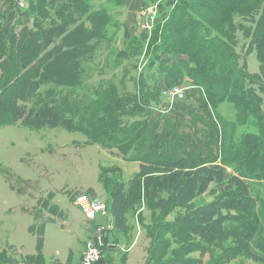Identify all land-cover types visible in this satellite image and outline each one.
<instances>
[{
    "label": "trees",
    "instance_id": "trees-1",
    "mask_svg": "<svg viewBox=\"0 0 264 264\" xmlns=\"http://www.w3.org/2000/svg\"><path fill=\"white\" fill-rule=\"evenodd\" d=\"M60 1L64 3L60 5ZM211 1L213 7L199 5L193 11H196L200 18H218L219 21L213 26L218 34L213 38L210 37L211 34L207 36L193 20V28L184 21L178 23L179 31H174L178 40L168 43L186 55L187 61L180 60L167 67L163 78L167 86L163 83L162 85L171 89L170 85L189 77L202 92L212 95L217 102L225 99L235 100V106L244 111L242 116L237 117L235 124L238 125L241 121L245 124L248 121L250 127L247 130H256L255 134L262 135L264 100L259 92H264L261 86L264 83V6L256 0L252 7H247L242 16L252 18V21H247L246 24L253 25L242 27L241 24L232 23L228 13L230 8L238 9V1ZM249 1L242 0L241 5L247 6ZM124 2L125 0H107L105 5L93 7L89 0H37L29 4V11L35 10L39 13L42 4L52 7V12L58 18L57 23L44 30L24 27L10 33L7 38L3 36L0 27V122L20 123L29 126L31 130L62 129L80 134L87 141L96 142L101 148L110 151L114 157L138 162V172L133 177L134 183L159 176L180 179L171 196L172 203L180 208H187L211 185L220 187L227 200L192 208L185 223V228L191 236L205 245H211L217 234L223 232L227 222L238 223L242 219L248 221L252 215L253 199L248 179L261 172L253 171L251 166L243 164L244 160L241 158L247 154L249 157H257L258 162H261L264 152L259 154L257 150H251L245 140H229L230 131L227 124L219 120V151L212 160L204 162L202 156L199 164L192 165L187 164L179 154L174 155V152L173 157H161L158 151L171 147L172 142L177 140V131L166 119L156 120L152 126L148 125V118L154 107L147 105V102L150 104L152 100L159 104L157 94L144 87L146 80L132 93L126 92L122 83L117 86L113 81H109L88 87L81 97L74 89L68 91L65 87L57 89L48 86L49 83L66 84L71 82L72 78L79 80L83 75L84 80L96 74L100 75V58L96 57V53L104 45L107 53L105 58L110 57L115 46V36L111 33L108 35L107 27L110 22L112 26H116L109 20V12L120 8L118 10L121 13ZM179 10L176 8L175 13L171 14L166 28H172L174 15L178 14ZM259 11L260 16L255 20L254 15ZM82 16L86 18L80 22ZM192 17L190 15L191 19ZM73 20L77 21L76 25L68 29L67 26H70ZM87 22L90 24L89 29L84 27ZM120 25L123 26L122 23ZM157 28L158 25L152 32ZM239 29L246 35H251L246 52L247 55L255 54L259 63L257 73L246 74V59L242 58L240 61L234 51ZM56 37L58 41L52 45ZM140 38L145 43L144 36L138 39ZM138 39L132 35L126 48L115 51L114 67L122 68L120 73L136 69L134 65L139 62L140 51L144 46L143 43L137 42ZM167 39L168 35L165 33L164 43L161 42L166 44ZM152 40L148 43L151 44ZM172 48L169 47V50L177 52ZM153 51L156 53L158 49ZM73 53L77 55L73 57ZM148 54L146 51V56ZM120 61L126 62V65L123 66L124 63ZM214 73H217L215 76L218 75L220 85L214 81ZM54 75H58V78H53ZM227 77H231V81ZM60 79L62 82L58 81ZM160 88L162 86L157 85L155 91H160ZM189 108L185 109L187 115L200 120L190 113ZM135 115L136 121L127 122V118ZM159 126L163 127L161 131L158 130ZM189 129L193 132L195 130L194 127ZM169 138L171 143H168ZM191 141L203 146L196 137ZM178 143L179 140L172 145ZM229 169L231 173H228ZM98 179L103 183L104 190H107L106 209L112 218L114 233L126 234V215L133 206L130 193L124 185L116 183L113 177L102 179L100 175ZM231 210H234L235 214H231ZM45 212L58 218L63 216L58 207L50 204ZM45 225H34L30 229L31 232H34V228L37 229L38 241L42 242ZM108 241L106 237L105 242L109 243ZM154 253V250L149 252L150 260ZM0 264L11 263L0 258Z\"/></svg>",
    "mask_w": 264,
    "mask_h": 264
},
{
    "label": "rangeland",
    "instance_id": "rangeland-1",
    "mask_svg": "<svg viewBox=\"0 0 264 264\" xmlns=\"http://www.w3.org/2000/svg\"><path fill=\"white\" fill-rule=\"evenodd\" d=\"M89 1L99 5H105L107 2V0ZM150 1L147 0V3L144 4L149 6L155 3L162 4V7L160 6L161 16L158 18L156 31L149 36L143 34L145 43L142 42L143 37L138 39L142 35L134 36L138 39L139 44L143 43L144 45L140 51L139 62L134 65L136 66L135 70L120 73L122 68L114 67L116 63L115 51H122L126 48L128 46L127 41L132 37L133 32L137 33L135 26V29H130V32L123 29V26L120 25L122 23V11L120 13L118 10L120 8H118L117 11L113 9L112 12H109V20L116 26H112L110 22V26L107 27L108 35L111 33L115 36V46L112 48L113 53H110V57L107 56L103 60H99L98 71H100V75L96 74L92 78L87 77L86 80H84L83 75L79 80L72 78L71 82H66V84L49 83L48 86L57 89L65 87L68 91L74 89L81 97L86 93L84 90L88 87L109 81H113L117 86L122 83L126 92L132 93L137 86L146 80L144 87L146 89L148 87L151 92L157 94L159 104H155L152 100H150V104L146 101L147 105L154 107L148 118V125L152 126L156 120L166 119L176 127L175 130L177 131V140L172 144H176L179 140L178 145L171 144V147L166 150H159L158 155L161 157H173L172 152H174V155L179 154L180 158H184L187 164L192 165L199 164L203 159L202 156L204 162L212 160L219 151L221 136L219 120L227 124V129L230 131L229 137L227 135L229 140L232 141L233 139L237 142L245 140L250 145L251 150H257L259 154L264 152V132L260 135L255 134L256 130H247L250 127L248 121L245 124L243 121L238 125L235 124L237 117L244 114L241 108L235 106V100L225 99L217 102L212 95L202 92L201 88L189 77H184L179 83L170 85L172 88L176 87L180 90L182 100L179 102L166 103L161 95V88L160 91H155V87L157 88L159 83L167 86L163 79L167 67L180 60L187 61L186 55L172 48V45L168 43L178 40L174 32L179 31L178 23L184 21L192 28L197 23L207 36L211 34L210 37L213 38L218 34L213 26L217 24L219 19L200 18L197 12L193 11L199 5L213 7L211 0ZM233 1H238L239 5L236 10L232 8L228 10L232 23L241 24L242 27L253 25L246 24L247 21H252V18L242 15L248 9L247 7H252L256 0H250L247 6L241 5L242 0ZM259 1L264 6V0ZM63 3L60 1V5ZM176 8L180 10L178 14L174 15L173 26L166 28L171 14L175 13ZM52 9L54 8L42 4L39 13L35 10L29 11V9L23 13L20 12L27 15L29 11V18L25 24L22 23L11 30L10 28L5 30L8 28L5 23L6 17L3 18L0 13V27L3 36L7 38L10 33L24 27L44 30V28L57 23L58 18ZM108 10L110 11V8ZM14 12L17 10H15L14 5H11L9 13ZM190 15L191 17L193 15L192 19ZM254 16L257 20L260 11ZM85 18L82 16L79 21L83 22ZM76 22L73 20L67 28L73 27ZM89 25L87 22L84 27L89 29ZM165 33L168 35V39L166 44H163ZM236 38L237 44L234 51L240 57V61L242 58L246 59V74L257 73L259 63L255 54L247 55L246 52L251 35H246L242 29H239ZM150 39H153L151 44L148 43ZM57 41L56 37L52 45ZM169 47L177 52L169 50ZM105 48L102 45L97 52L98 57L100 53H106ZM154 49H158V51L154 53ZM146 51L149 53L147 56ZM75 55L77 54L73 53L72 56ZM150 62L153 64L150 65ZM120 63H124L123 66L126 65V62L120 61ZM223 71L225 72V70ZM236 72L239 71L236 70ZM216 74H213L214 81L220 85V80L218 75L215 76ZM53 78H58V75H54ZM227 78L231 81V77ZM58 81L62 82L61 79ZM261 86L264 90V83ZM256 87L254 86V88ZM259 94L264 100V92H259ZM187 107H190V113L197 118L199 117L200 120L188 116L185 111ZM102 115L101 112L100 116ZM136 116L127 118V122L136 121ZM188 126L194 127V132ZM162 128L159 126L158 130L161 131ZM195 137L201 141L203 146L197 144L196 141H191ZM170 141L169 138L168 143H171ZM243 157L241 158L244 160L243 164L248 167L251 166L253 171L261 172V174L250 176L248 179L253 199L252 215L248 221L242 219L238 223L227 222L223 232L217 234L214 243L205 245L186 230V219L194 207L211 202L226 201L227 197L220 190V187L211 185L187 208H180L171 201L172 190L180 182V179L171 176H159L134 183L133 177L138 172V162L114 157L110 151L101 148L96 142L87 141L80 134L70 133L62 129L31 130L29 126L20 123L9 122L4 124L0 122V246L6 244L7 248V244L13 245L23 242L22 238L31 235L29 230L34 225L46 224L43 233L44 239L49 238L56 228L63 226L57 223L60 222V218L50 216L45 212L48 204L58 207L61 212L66 211L65 213L69 215L68 225L63 228L78 229L80 232H82L80 224L84 218L75 207L79 197L86 195L98 200L105 204V210L109 214L106 209L107 190H104L103 183L98 179V176L101 175L102 179L113 177L116 183L124 185L133 200V206L126 215L127 233L115 234L113 227H111L107 232L110 234H106L110 243L125 247L122 252L123 258H125V252L128 251L132 243L137 240L139 243L147 244L146 257L148 260L146 264H264V157L261 162H258L257 157H249L247 154H244ZM228 173H231V170ZM231 214H235V211L231 210ZM99 219H102V215H98L92 223L94 225L90 227L96 229L97 226L106 224ZM85 223L84 221L83 225L86 227ZM87 240L88 237L85 244ZM152 250L155 253L150 260L149 252ZM118 264L120 263L118 262Z\"/></svg>",
    "mask_w": 264,
    "mask_h": 264
},
{
    "label": "crops",
    "instance_id": "crops-1",
    "mask_svg": "<svg viewBox=\"0 0 264 264\" xmlns=\"http://www.w3.org/2000/svg\"><path fill=\"white\" fill-rule=\"evenodd\" d=\"M147 0H125L122 7V24L124 30L126 29L130 32V29H133L136 25V22L144 8L149 5ZM152 1V0H151ZM150 1V2H151ZM13 6V0H0V13L3 18L6 17L5 23L8 25L7 29L14 28L20 24H25L29 15L22 14L20 12L9 13L10 6ZM99 6V4H94ZM162 7V4H160ZM25 17H24V16ZM10 22V23H9ZM10 25V26H9ZM135 29V28H134ZM134 36H138L134 35ZM107 53H100L99 60H103ZM102 56V57H101ZM96 57L97 53H96ZM158 86H163L162 83H159ZM63 212V211H62ZM63 212V216L60 218V225H63L59 228H56L52 235L49 238L42 239L38 241V236L36 235V230L34 232L29 230L28 237H23V242L19 244L1 245L0 246V258L3 260L9 261L11 264H79L82 254L85 249V241L88 237L87 224L86 227L81 222V230L72 229V228H63L65 225H68L69 215ZM103 222H107L106 218H102ZM112 224V220H111ZM94 225V224H93ZM92 224L90 226H93ZM138 239V238H137ZM105 242V248L103 252L102 259L97 264H146V248L147 244L136 242L132 243L131 247L125 252V255L122 257V252L124 246H117L114 243Z\"/></svg>",
    "mask_w": 264,
    "mask_h": 264
},
{
    "label": "built area",
    "instance_id": "built-area-1",
    "mask_svg": "<svg viewBox=\"0 0 264 264\" xmlns=\"http://www.w3.org/2000/svg\"><path fill=\"white\" fill-rule=\"evenodd\" d=\"M31 2H37V0H14L13 5L18 12H24L28 9ZM160 4L155 3L151 6L144 8L139 13L138 20L135 27H137V33L133 32V35H150L154 28L158 25V18L160 17ZM161 95L166 103L179 102L182 99L181 92L178 88L173 87L171 89L162 86ZM79 199V200H78ZM75 203V207L83 215L84 221L87 224L88 240L85 244V249L82 254L79 264H97L103 257L105 248V239L108 234V230L111 229V216L107 214L105 210V204H102L92 197L86 195L79 197ZM98 215H102V218H106L107 222L104 226H97V228H91L92 224Z\"/></svg>",
    "mask_w": 264,
    "mask_h": 264
},
{
    "label": "water",
    "instance_id": "water-1",
    "mask_svg": "<svg viewBox=\"0 0 264 264\" xmlns=\"http://www.w3.org/2000/svg\"><path fill=\"white\" fill-rule=\"evenodd\" d=\"M164 106H165V103L162 105V107L164 108Z\"/></svg>",
    "mask_w": 264,
    "mask_h": 264
}]
</instances>
